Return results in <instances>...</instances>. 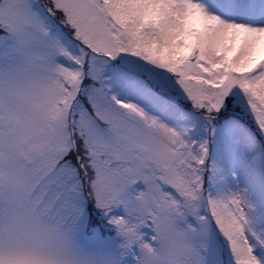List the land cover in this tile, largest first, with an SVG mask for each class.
I'll use <instances>...</instances> for the list:
<instances>
[{"label": "snow or ice", "instance_id": "6c2138e0", "mask_svg": "<svg viewBox=\"0 0 264 264\" xmlns=\"http://www.w3.org/2000/svg\"><path fill=\"white\" fill-rule=\"evenodd\" d=\"M0 264H264V0H0Z\"/></svg>", "mask_w": 264, "mask_h": 264}]
</instances>
